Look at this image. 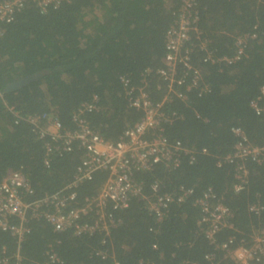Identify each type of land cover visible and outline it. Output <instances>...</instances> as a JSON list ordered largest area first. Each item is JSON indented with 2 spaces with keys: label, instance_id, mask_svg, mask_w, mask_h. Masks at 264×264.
<instances>
[{
  "label": "trees",
  "instance_id": "obj_1",
  "mask_svg": "<svg viewBox=\"0 0 264 264\" xmlns=\"http://www.w3.org/2000/svg\"><path fill=\"white\" fill-rule=\"evenodd\" d=\"M194 9L197 34L206 48L195 49L191 63L206 91L199 95L192 89L184 101L164 103L163 113L175 117L161 134L195 151L194 160L184 157L174 169L156 165L136 172L142 195L123 210L106 208L115 221L107 232L74 236L72 230L57 232L37 219L27 222L29 233L21 242L0 232V245L12 263L18 256L21 264H235L220 245L230 239V250L247 246L264 227V165L251 159L225 161L240 141L236 129L244 144L264 146V112L251 107L254 101L264 107V0H196ZM179 12L177 0H72L45 12L25 0L13 22L0 25V182L21 171L32 189L26 201L37 200L67 186L83 160V150L74 145L70 153L52 154L44 165L46 140L37 138L25 121L28 116L55 115L72 131V116L93 103L94 110L83 118L109 142L135 125L142 113L129 101L137 89L143 87L152 103L165 92L154 72L162 66L165 34ZM239 40L243 45L237 46ZM40 72L44 75L37 80L6 90ZM180 76L179 71L178 79L186 78ZM187 83L177 85L184 90ZM127 88L133 89L131 95ZM239 165L247 176L235 192ZM106 177L98 171L78 184L71 207H84ZM153 184L160 193L183 188L191 196L170 205L157 220L145 202ZM207 190L232 213V229L218 232L213 242L199 230L201 211L194 204ZM252 205L260 207L258 214L249 212ZM95 216L94 210L87 211L82 222L93 224Z\"/></svg>",
  "mask_w": 264,
  "mask_h": 264
},
{
  "label": "built area",
  "instance_id": "obj_2",
  "mask_svg": "<svg viewBox=\"0 0 264 264\" xmlns=\"http://www.w3.org/2000/svg\"><path fill=\"white\" fill-rule=\"evenodd\" d=\"M40 12L48 8H56L61 3H69L72 0H32ZM180 4V12L173 27L167 30L164 39V55L162 66L154 73L159 78L165 92L161 100L152 103L144 88L137 89V95L131 98L129 106L142 113L140 120L133 126L126 128L117 141H105L99 134L93 131L83 118L85 112L94 110L93 103L84 104L78 112L72 116L75 128L68 131L62 127L57 117L52 114L28 116V123L39 140H46L44 165L49 164V156L70 153L74 145L83 150V160L75 169L71 182L55 193L44 195L42 198L26 201V197L32 195V189L28 179L21 171L8 173L0 182V232L7 233L21 242L29 233L27 222L29 220H43L54 231L61 232L72 230L74 236H81L97 229L107 232L115 226L110 213L111 210L125 209L133 197L142 195L141 185L134 180L136 172L151 170L156 165L167 168H177L182 158L188 162L194 160L195 151L183 147L180 143H170L161 136L162 127L174 119V114L163 113L164 103L173 99L184 101L186 92L195 89L201 95L206 88L199 84V73L191 63V55L195 49L205 51V43L199 40L197 34V11L194 9L196 0H177ZM25 0L0 1V25L13 22L15 15L24 7ZM243 45L239 40L237 46ZM241 49L238 50V59ZM207 59L213 61L210 57ZM233 58L230 60V62ZM182 79H178V72ZM180 76V77H181ZM185 79L188 83L184 90L177 84ZM179 80V81H178ZM124 87L127 82L122 80ZM133 89L127 88V95H131ZM264 95V88H261ZM256 112H264L256 101L251 103ZM240 141L234 146L232 155L225 161H252L264 165V146L251 147L243 143L245 140L239 130H234ZM204 153V151H202ZM98 171L107 173V177L97 195L85 201L84 207H71L75 199L74 189L83 181L90 180ZM246 170L242 165L236 167L237 184L234 191L242 190L246 182ZM189 196L191 190L180 188L177 192L160 193L158 184L151 185L150 196L145 197L146 209L153 213L159 220L170 205L182 203ZM194 204L201 211L197 221L199 230L207 241L213 242L215 235L223 229H232L230 219L232 213L224 206L215 195L207 190ZM95 211L93 224L82 222V217L88 211ZM249 212L258 214L260 207L252 205ZM229 239L220 245L224 255L229 256L235 264H264V227L254 232L249 245H239L232 250L228 247ZM230 250V251H229ZM208 261L210 258H206ZM48 260L54 262V254L48 255ZM0 264H21L20 258L15 256L12 263L6 255V249L0 245Z\"/></svg>",
  "mask_w": 264,
  "mask_h": 264
},
{
  "label": "water",
  "instance_id": "obj_3",
  "mask_svg": "<svg viewBox=\"0 0 264 264\" xmlns=\"http://www.w3.org/2000/svg\"><path fill=\"white\" fill-rule=\"evenodd\" d=\"M43 75H44V73L43 72H40V73H36L34 76H30V77L23 78V79L15 82V83L9 85L6 88V90L7 91L8 90L10 91V90H16L18 88H21V87L27 85L28 83L37 80L38 78L42 77Z\"/></svg>",
  "mask_w": 264,
  "mask_h": 264
}]
</instances>
